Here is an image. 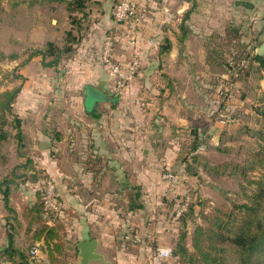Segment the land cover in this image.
Instances as JSON below:
<instances>
[{
	"label": "crops",
	"instance_id": "crops-1",
	"mask_svg": "<svg viewBox=\"0 0 264 264\" xmlns=\"http://www.w3.org/2000/svg\"><path fill=\"white\" fill-rule=\"evenodd\" d=\"M139 6L140 20L136 31H128L124 23H119L116 31L113 29L116 35L114 59L126 69L132 60L136 61L131 77L121 88L120 103L123 104L122 108H126L122 114L115 110L117 105L107 110L97 109L99 104L109 99L103 91L108 86L107 76L112 73L104 63L100 51L104 34L114 26L110 5L91 10L93 18L74 53L56 67L44 66L41 57L35 55L19 69L23 80L13 103V110L21 117L22 124L32 123L38 127L51 117L57 118L55 121L60 124H67L72 120L75 137L73 144L78 146L85 140L88 147L86 151H92L91 156L93 152L105 156L103 161L106 163L101 164L99 175H94V165L89 163L84 166L80 162L70 169L63 167L58 170L60 177L56 179V184L60 186L59 194L65 207L64 212H72L69 221L65 217L69 222L66 223L69 233L79 235L76 242L91 237L98 239L97 250L104 258L92 259L89 264H152L154 248L165 237L161 223L156 221L159 208L156 207V193L160 192L162 181L154 171L146 170L143 159H138L133 165H137L136 175L142 181L130 185L126 180L121 185L123 194L113 191L117 182L110 181L107 173L115 167L110 163L107 151L114 150L107 142L111 137L120 140L121 149L118 151L134 159L140 150L145 155L149 151L145 144L154 139L155 130L159 132L161 128L156 118L160 114L168 126L201 125L205 130L199 133L200 139H219L225 117L234 113L233 107L242 110L246 101H237L234 94L231 103L221 104V97L213 84L205 86L201 79L197 83V79L193 81L190 77H195V66L202 70V75L220 70L219 74L226 76L221 66L210 62L208 54L211 44H215L220 35L227 34L228 29L232 28L230 26L243 22L245 26L252 25L256 32L262 31L264 27V0H142V5ZM63 8L65 11V7ZM187 10L189 14L183 20ZM69 25V21H66L63 28L67 29ZM48 40L58 45L64 43V38L55 40L46 36L33 39V43L43 45ZM165 40L170 44L168 50L162 48L166 44ZM260 43L255 45V50ZM61 67L62 71L59 72ZM87 76L96 77L97 81L103 82L101 89L93 85L84 87V108L90 118L82 117L81 112V81ZM155 77L158 80L156 83L152 81ZM165 77L167 83L164 84L161 78ZM257 82L259 91L264 93V76L258 77ZM50 84H56L57 88L53 90V100L47 103ZM59 86H66L73 92V99L69 100L73 110L57 111L54 116L47 110L55 108ZM89 87L99 92L98 95L93 93L95 103L91 104L85 103ZM63 105L66 106V103L63 102ZM221 108H227L230 113L223 112ZM156 109H160L158 115ZM91 112L101 114L94 117ZM238 120V116L234 114L229 124L238 123ZM123 126H127L128 130L120 133L119 127ZM86 130L87 133L83 132ZM37 131L42 133L43 130L39 128ZM63 132L61 140H65L66 132ZM202 149L207 150L206 147ZM47 170L51 172L50 169ZM146 191L149 192L148 195L145 194ZM115 197L122 198L123 201L112 203ZM30 198V195H26L13 200L9 194L5 200L0 192V249L6 243L9 233L14 234L19 246L27 244L24 228L15 227L12 230L9 227L14 222V216L20 214ZM118 235L125 237V245H119L116 239ZM114 252L118 253L113 254ZM42 254L46 256L43 250ZM77 261L78 255L73 263L77 264Z\"/></svg>",
	"mask_w": 264,
	"mask_h": 264
},
{
	"label": "rangeland",
	"instance_id": "rangeland-1",
	"mask_svg": "<svg viewBox=\"0 0 264 264\" xmlns=\"http://www.w3.org/2000/svg\"><path fill=\"white\" fill-rule=\"evenodd\" d=\"M120 1L102 0V5H110L111 7ZM135 1L139 13V5H142V0ZM152 1L156 2V0ZM63 7L64 3L57 0H0V90L5 87L14 86L23 80L18 78L8 81V78L3 77V72L15 68L19 72V69L25 63L23 61L35 45L33 39L45 38V36L55 40L64 38L65 28L63 26H65L66 21H69L70 24V20L69 17H66L68 11L66 9L64 11ZM88 18L81 21L80 27L82 30L83 27H88V23L90 24L93 15L88 16ZM69 27H71V24ZM216 41L217 43L224 42V35L217 38ZM62 68H60L59 72L62 71ZM215 72H217V75L221 73L220 70H214L213 73L211 71L210 73L207 72V75H202V70L195 66V77L190 78L193 81L197 79V83H199L198 79H201L203 85L212 86L215 80H217ZM219 76L223 78L227 77V74L226 76L219 74ZM121 78L120 76L111 74L107 76L108 86L103 92L109 99L98 105L97 109L99 111L101 109H110L113 104L117 105L115 110L119 114L126 111V108H122L123 104L120 103L122 101ZM156 78L152 80L155 83L158 81ZM183 78L185 80V77ZM257 79L256 73L249 75L247 78L244 74L242 75L241 81L243 83L237 89L234 88V94L237 101L245 100L246 102L242 110H237L236 107H233L234 114L239 118L238 123L229 124L225 121V124L221 128L219 139L204 140L197 138L198 145L195 146L196 141L193 140L194 136L190 130V126H168L165 118L160 114V117L156 118L159 121L157 124L161 128L159 132L155 130L154 139L147 141L145 144L146 147H149V151H146L145 155L140 150L139 155L134 159L122 153V151H118L121 149L120 140L117 141L111 137L107 142L110 144V148L114 150L107 151L110 155L108 156V158L110 157V163L115 167L113 171L110 170L107 173L110 181L117 182L115 183L117 186L114 187L113 191L123 194L121 185L126 180L130 182V185H135L137 181H142L140 176L136 175L137 165H133V162L138 159H143L146 170L154 171L160 181H162L163 184L160 187V192L156 193V197L158 198L156 207H159L158 216L156 217L158 220L156 221L161 223L162 230H164L165 237L161 243L171 246L173 250L176 247L179 230L185 227L188 234L186 237L187 245L192 249L191 232L194 229L195 223L203 222L198 212L200 206L196 203L200 198H206L211 206L217 207H230L234 202L246 201L247 195L252 192L255 186V183H253L254 179H257L261 175V171H264L260 166L259 160H257L258 156L264 154V139L260 136L262 134L261 130H264V93L259 91ZM161 80L164 84L167 83V77L161 78ZM102 83V81H97L96 77L93 76L83 77L81 81L82 117L90 118L89 113L84 108L83 90L85 85L98 86L101 89L103 88ZM55 87L56 84H50L47 103L49 100H53L52 94H54L53 90H55ZM64 87L59 86L60 91L57 95L58 97H56L55 108L47 110L48 113L54 116H56L57 111L70 110L72 112L73 110L69 101L73 99V92H70L66 86ZM89 88L90 90L85 99V103L87 104L94 102L93 93L95 95L99 94L93 87ZM203 88L205 87L203 86ZM63 102L66 103V106L63 105ZM225 103L229 104L231 102L225 100ZM155 111L156 115H158L160 109H156ZM55 120L57 121V118L51 117L47 120L48 122L41 123L38 127H35L32 123L27 125L22 124L25 133L22 145L18 147L17 140L13 136L4 143L3 151L8 158L6 162H0V183L4 181V177L14 176L11 169L16 164L23 163L27 158L26 155L32 159L29 170L36 171L39 177V181H35L32 188H27L23 182H19V184L16 181L9 182L7 187L13 200H19L22 196H28L29 189H37L38 187H42V185L46 187L47 180L53 177L55 183L53 192L59 194L60 186L58 187V184H56V179L60 177L58 170L63 169V167L70 169L74 164L80 162L84 166L90 163L96 165V167L106 163L103 161L104 154L101 155L93 152L91 156L92 151H86L88 147L85 140L82 141V144L79 143L78 146L73 144V138L75 137L73 136L72 120H69L67 124H60ZM149 124L151 125V123ZM39 128L43 130L42 133L37 131ZM64 130L66 132L65 140H61L59 137L61 134H64ZM119 130L120 133H124L128 130V127H119ZM83 132L87 133V130ZM58 134L59 137L57 136ZM204 147L207 148L206 151L202 149ZM20 153L25 155H20ZM14 169L15 171L20 170L19 168ZM166 170L172 171L175 174V178L172 180L175 183L171 184L169 180L162 176V173ZM49 175L51 178H49ZM14 179L21 181L23 177L18 176ZM44 181L46 182L44 183ZM67 184L72 186L71 182ZM108 185H106L107 188ZM110 187L113 186L111 185ZM169 190L170 192H168ZM128 192H131V190H128ZM148 193V191L145 192L146 195ZM59 200L61 201L58 202L53 196L54 207L49 209L46 215L47 221L69 223L68 221L70 216H72V212L66 213L64 210H58V205L63 204L62 197ZM117 201H123V199L115 197L112 203ZM191 203H193L192 208L194 211L192 210L190 213L188 206ZM205 209L209 211L210 207L206 206ZM65 217L68 218V221ZM182 217H184L185 223ZM11 223L12 225L9 228L15 230V225L13 222ZM78 238L79 235L69 233L67 240L69 246L66 249V254L60 256L62 258L61 264H74L73 260H75L77 255V249L72 244L76 243ZM116 239L119 245H125V237L118 235ZM25 247H28V244H25ZM117 253L114 252L113 254ZM259 260L261 264H264V251L259 255ZM169 263L178 264V258L171 256Z\"/></svg>",
	"mask_w": 264,
	"mask_h": 264
},
{
	"label": "trees",
	"instance_id": "trees-1",
	"mask_svg": "<svg viewBox=\"0 0 264 264\" xmlns=\"http://www.w3.org/2000/svg\"><path fill=\"white\" fill-rule=\"evenodd\" d=\"M57 1L64 3L71 24V27L64 31V43L58 45L54 41L48 40L43 45H34L23 62H26L35 55H39L44 66L56 67L63 59L74 53L76 45L86 32V26L83 27V30L80 27L81 21L86 18L89 19L88 16H90L93 8L99 9L103 7L102 0ZM114 5L111 6V16L114 26L104 34L103 40L106 35H111L114 38L115 46L116 35L113 29L116 31L119 23L112 14ZM188 14L189 10L185 12L183 20L187 18ZM230 27L232 28L228 29L229 32L224 34V42L211 44L210 53L208 54L210 62L221 66L227 74V77L217 78L213 83V86L217 88L221 97L219 101L221 104L225 103V100L231 102L234 88L237 89L243 83L241 81L243 74L246 78L253 73H256L257 78L264 76V55L258 54L256 50L252 51L257 43L264 40V27L260 32H256L252 25L245 26L243 22ZM220 36L222 37L223 35ZM165 42L166 44L162 48L168 50L170 44L168 40H165ZM100 52L102 54V51ZM241 58L248 59L245 66L239 65ZM112 59L117 62L114 59L113 53ZM119 64L122 65V63ZM236 73L238 74L236 75ZM112 75L114 74L112 73ZM3 77L8 78V81L18 78L23 79L22 74L17 72L16 68L3 72ZM230 83H234L235 86L233 89L227 90ZM21 86L22 83L19 82L14 86L5 87L0 90V162L3 163L8 158L3 151L4 143L13 136L16 138L19 147L25 138L22 119L13 110V103L21 90ZM227 95H229L228 98ZM221 109L223 112L230 113L227 108ZM90 114L98 117L101 113L91 112ZM233 116L234 113H230L227 118L225 117L227 123L232 121ZM190 127L194 136L193 140L196 141L194 145L197 146V138H200L199 133H203L205 128L201 125H191ZM261 131L262 134L260 136L264 139V130ZM57 136L59 137V134ZM20 155L25 154L20 153ZM26 156L27 158L23 163L16 164L11 169L14 176L4 177V181L0 183V190L5 200L9 195V188L7 187L9 182L16 181L17 184L23 182L27 188H32L33 183L39 181L37 172L29 170L31 157ZM257 160H259L260 166L264 170V154L258 156ZM94 166L93 170H95L94 175L96 176L99 173L101 165L98 167ZM14 168H19L20 170L15 171ZM18 176H22L23 179L21 181L14 179ZM49 178H51L50 175ZM48 180L52 181L55 186L53 178ZM253 183H255V186L252 192L247 195V200L234 202L230 207L211 206L206 198H200L196 202L200 206L198 212L203 222L195 223L194 229L191 232L192 249L187 245L186 237L188 234L186 227L179 230L176 247L171 252V256L178 258V264H261L259 255L264 251V171H261V175L257 179H254ZM1 185L4 186L1 187ZM28 191L31 198L22 207L20 214H18L19 216H14L13 222L15 227L24 228V232L27 235L26 241L28 247L19 246L15 242L14 234L9 233L6 243L0 249V257L7 259L11 264H40L34 261L28 252V249L35 241L40 240L42 242H40V247L46 254L48 264H61L62 258L60 256L66 254V249L69 246V242L67 241L69 230L65 223L47 221L46 215L50 208L45 202L46 193L44 185L37 189H29ZM60 197V194L54 193V198L58 202L61 201L59 200ZM206 206L210 207L209 211H206ZM192 207L193 203L189 204L188 209L190 213L192 210L194 211ZM58 210H65L63 204L58 205ZM182 218L185 223L184 217ZM75 244L72 245L75 246ZM167 264H170L169 259Z\"/></svg>",
	"mask_w": 264,
	"mask_h": 264
},
{
	"label": "built area",
	"instance_id": "built-area-1",
	"mask_svg": "<svg viewBox=\"0 0 264 264\" xmlns=\"http://www.w3.org/2000/svg\"><path fill=\"white\" fill-rule=\"evenodd\" d=\"M112 14L115 20L118 23H124L130 32H134L139 25L140 14L137 11L136 1L135 0H121L119 3L115 4L112 9ZM255 48V47H254ZM253 48L252 51H255ZM114 49V38L111 35H106L103 40V48H102V59L109 71L116 76L122 77L121 87L125 86L126 81L131 77L136 61L132 60L129 68H123L122 65L115 62L112 59V53ZM248 62L247 58H241L239 61L240 66H245ZM238 73H236L237 75ZM234 83H230L227 87V90L233 89ZM228 92V91H226ZM229 95H227V98ZM162 176L169 181H172L175 178V174L172 171L166 170L162 173ZM46 194H45V202L46 205L51 208L54 207V203L52 201L54 196V184L52 181L48 180L46 182ZM30 257L40 263V264H48L46 256H43L42 250L39 242H35L28 249ZM172 247L166 244L158 243L154 248V252L152 255V264H167L168 259L171 256ZM0 264H9V261L5 258H0Z\"/></svg>",
	"mask_w": 264,
	"mask_h": 264
},
{
	"label": "water",
	"instance_id": "water-1",
	"mask_svg": "<svg viewBox=\"0 0 264 264\" xmlns=\"http://www.w3.org/2000/svg\"><path fill=\"white\" fill-rule=\"evenodd\" d=\"M256 52L264 55V41L256 47ZM75 246L78 255L77 264H89V261L92 259L104 258L103 254L97 250L98 239L96 237L79 240Z\"/></svg>",
	"mask_w": 264,
	"mask_h": 264
}]
</instances>
